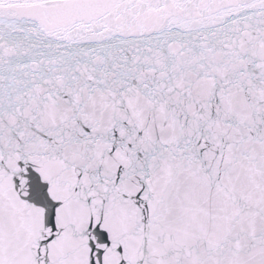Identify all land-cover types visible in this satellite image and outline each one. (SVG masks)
<instances>
[{
    "label": "snow or ice",
    "instance_id": "6c2138e0",
    "mask_svg": "<svg viewBox=\"0 0 264 264\" xmlns=\"http://www.w3.org/2000/svg\"><path fill=\"white\" fill-rule=\"evenodd\" d=\"M0 264H264V0H0Z\"/></svg>",
    "mask_w": 264,
    "mask_h": 264
}]
</instances>
